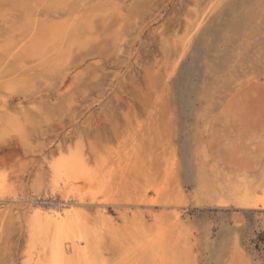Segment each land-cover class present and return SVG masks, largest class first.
<instances>
[{"label":"rangeland","instance_id":"rangeland-1","mask_svg":"<svg viewBox=\"0 0 264 264\" xmlns=\"http://www.w3.org/2000/svg\"><path fill=\"white\" fill-rule=\"evenodd\" d=\"M72 152L111 264H264V0H0V264Z\"/></svg>","mask_w":264,"mask_h":264},{"label":"bare ground","instance_id":"bare-ground-1","mask_svg":"<svg viewBox=\"0 0 264 264\" xmlns=\"http://www.w3.org/2000/svg\"><path fill=\"white\" fill-rule=\"evenodd\" d=\"M57 39V38H56ZM62 39V38H61ZM58 40V39H57ZM60 40V39H59ZM61 41V40H60ZM57 43V41H56ZM185 44V43H184ZM27 46V45H26ZM16 48V47H15ZM44 51H42L43 53ZM46 52V51H45ZM41 53V52H40ZM41 55V54H40ZM178 60V59H177ZM176 64V63H175ZM176 68V67H174ZM175 70V69H173ZM7 101V99H6ZM5 101V102H6ZM4 102V101H3ZM6 104V103H4ZM6 107V106H5ZM5 107H3L5 109ZM153 121V120H152ZM132 127V126H131ZM149 128V127H148ZM152 132V131H151ZM146 133V132H145ZM128 135V134H127ZM154 137V136H153ZM139 138V137H138ZM125 143V142H124ZM148 143V142H147ZM134 144V143H133ZM148 146V145H147ZM80 147V146H79ZM78 147V148H79ZM83 149V148H82ZM140 149V148H139ZM77 151V149H75ZM74 150V151H75ZM111 150V149H110ZM73 151V149H72ZM84 151V149H83ZM134 151V150H133ZM71 152V151H70ZM86 153V152H85ZM129 153V152H128ZM110 154V153H109ZM67 155V154H66ZM86 156V154H84ZM124 155V154H123ZM145 155V154H144ZM88 158V154L86 156ZM124 157V156H123ZM136 157V156H135ZM83 157L82 154L76 152L71 153V155L63 156L58 158L52 166V190H57L61 193V201L56 206L49 207H40L32 203L30 206L31 213L29 218V226L31 229V245L28 252V257L24 264H111L106 257L105 252L99 247V243L102 236L101 228L107 224L106 218L99 214L96 217L92 218L88 216V211H84L81 207L76 206L78 203H82L85 197L83 196V191L87 187L96 186L95 189L101 187L107 188L110 186V178L105 171V176L100 169H94L90 162L89 158ZM111 158V157H110ZM113 158V157H112ZM134 158V157H133ZM114 159V158H113ZM167 159V158H166ZM171 159V158H170ZM127 161V160H126ZM125 161V162H126ZM136 161V160H135ZM172 161V160H171ZM115 162V161H114ZM121 162V161H120ZM175 162V161H174ZM172 161V163H174ZM137 165V164H136ZM169 165H171L169 163ZM96 166V165H95ZM100 167V166H99ZM97 168V167H96ZM104 169L103 167H101ZM127 169V168H126ZM100 170V172H99ZM169 170V169H168ZM107 171V170H106ZM163 172V171H162ZM111 173V172H110ZM166 173V172H165ZM103 174V175H101ZM129 174V173H128ZM135 174V173H133ZM111 176V175H110ZM161 176V175H160ZM112 177V176H111ZM158 177V176H157ZM144 178V177H142ZM4 179V178H3ZM41 180V179H40ZM38 182H41V181ZM163 180V179H162ZM149 181V180H148ZM151 181V180H150ZM149 181V182H150ZM158 181V180H157ZM5 182V181H4ZM3 182V183H4ZM37 182V181H36ZM111 182V181H110ZM175 182V181H174ZM42 183V182H41ZM41 183L39 184L41 187ZM2 184V182H1ZM0 184V185H1ZM100 184V185H99ZM245 184V183H244ZM140 185V184H139ZM144 185V184H143ZM150 185V184H149ZM148 185V186H149ZM243 185V184H242ZM99 186V187H97ZM236 186V185H235ZM241 186V185H240ZM131 187V186H130ZM237 187V186H236ZM239 187V186H238ZM237 187V188H238ZM132 188V187H131ZM155 188V187H153ZM242 188V187H241ZM239 189V188H238ZM247 189V188H246ZM3 193L0 194L1 197H5L6 189L5 186L2 187ZM41 190V189H39ZM89 190V189H88ZM104 190V189H103ZM102 190V191H103ZM242 190V189H241ZM240 190V191H241ZM94 191V190H93ZM92 191V192H93ZM263 191V190H262ZM39 192V191H38ZM147 192V191H145ZM155 192V191H154ZM157 192V191H156ZM244 192V191H243ZM247 192L250 193L247 189ZM247 192L245 194H247ZM264 192V191H263ZM243 193V194H244ZM256 193V192H255ZM10 194V193H9ZM144 194V192H143ZM147 194V193H146ZM145 194V195H146ZM15 195V194H14ZM144 195V197H145ZM165 195V194H164ZM242 195V192H241ZM249 195V194H247ZM251 195V193H250ZM255 195V194H254ZM12 196V193H11ZM17 196V195H16ZM28 196V195H27ZM239 196V195H238ZM237 196V197H238ZM253 196V195H251ZM9 197V196H8ZM19 197V196H18ZM21 197V196H20ZM26 197V196H25ZM94 197V196H93ZM147 197V196H146ZM163 197V196H162ZM10 198V197H9ZM14 198V196H13ZM29 198H31L29 196ZM239 198V197H238ZM255 198V197H254ZM3 199V198H0ZM11 199V198H10ZM19 198H17L18 200ZM28 199V198H27ZM91 199V198H90ZM147 199V198H146ZM3 200H8L3 199ZM21 200L24 201L23 198ZM31 200V199H30ZM97 200V199H96ZM259 200H262V207H264V196L261 199H250L246 198L244 203L248 206L259 205ZM20 201V200H19ZM37 201V200H36ZM41 201V200H40ZM95 201V200H94ZM99 201V200H98ZM8 202V201H7ZM35 202V200H34ZM39 202V201H38ZM48 202V201H47ZM54 202V201H52ZM51 202V203H52ZM153 202V201H152ZM239 202V201H238ZM18 203V202H15ZM20 203V202H19ZM45 203V202H44ZM55 203V202H54ZM93 202H91L92 204ZM98 203V202H97ZM96 203V204H97ZM28 204V203H27ZM30 204V203H29ZM38 204V203H37ZM24 205V204H23ZM90 205V204H88ZM242 205V204H241ZM27 206V205H26ZM46 206V205H45ZM14 207V206H13ZM12 207V208H13ZM29 207V206H28ZM16 208V207H15ZM90 208V207H89ZM29 209V208H28ZM27 210V209H26ZM88 210V209H87ZM91 210V209H90ZM29 211V210H28ZM92 211V210H91ZM104 213V212H103ZM130 213V212H129ZM135 213V212H134ZM152 213V212H151ZM154 213V212H153ZM181 213V212H180ZM127 214V213H126ZM138 214V213H137ZM183 214V213H182ZM91 215V214H90ZM93 215V214H92ZM106 215V214H105ZM108 215V214H107ZM135 215V214H134ZM141 215V214H140ZM148 215V214H147ZM158 213L156 214V216ZM184 215V214H183ZM28 216V215H27ZM132 216V215H131ZM135 215L137 220H140ZM150 216V215H149ZM154 216V214L152 215ZM174 216V215H173ZM185 216V215H184ZM140 217V216H139ZM146 221V217L141 216ZM160 217V215H159ZM158 216L155 218H159ZM175 217V216H174ZM130 218V217H129ZM176 218V217H175ZM161 218L158 220L160 221ZM174 219V218H173ZM126 222V221H125ZM131 222V221H130ZM143 222V220H142ZM147 222V221H146ZM153 222V221H152ZM155 224L157 223L154 221ZM178 222V221H177ZM180 222V221H179ZM142 224V223H141ZM144 224V222H143ZM159 223H157L158 225ZM180 224V223H179ZM178 224V225H179ZM168 225V224H167ZM166 225V226H167ZM176 225V227L178 226ZM183 225V224H181ZM185 225V224H184ZM115 226V225H113ZM145 226V224L143 225ZM143 226L140 225L143 229ZM159 226V225H158ZM187 226V225H186ZM185 226V227H186ZM137 227V228H138ZM181 227V226H180ZM184 227V228H185ZM183 228V227H182ZM183 228V229H184ZM187 228V227H186ZM185 228V229H186ZM139 229V228H138ZM161 229L160 227L158 230ZM178 229V228H177ZM179 230V229H178ZM161 231H164V229ZM159 231V232H161ZM168 231V230H167ZM181 231V230H180ZM179 231V233H180ZM112 232V231H110ZM143 231H141L142 233ZM156 232V230H155ZM158 232V233H159ZM183 232V231H182ZM157 233V232H156ZM165 232L158 234V242L150 243L149 246L159 245V243L166 242ZM116 234V231H115ZM114 234V235H115ZM143 234V233H142ZM119 236V235H118ZM147 236V235H146ZM114 237V236H113ZM116 237V235H115ZM144 236H142L143 238ZM151 237V236H150ZM149 237V239H151ZM155 237V235L153 236ZM152 237V238H153ZM103 238V237H102ZM109 239V238H107ZM145 239V237L143 238ZM148 239V240H149ZM110 240V239H109ZM108 240V242H109ZM147 240V239H146ZM153 241V239H152ZM155 241H157L155 239ZM107 242V241H106ZM143 242V240L141 241ZM140 245L144 244L142 243ZM146 242V241H144ZM149 242V241H147ZM145 243L146 246L148 243ZM154 242V241H153ZM144 244V245H145ZM105 245V244H104ZM138 245V244H137ZM162 245V244H161ZM145 246V247H146ZM148 246V247H149ZM163 246V245H162ZM143 247V245H142ZM161 247V246H160ZM104 248V247H103ZM151 248V247H150ZM137 249H140L139 246ZM145 249V248H144ZM107 250V249H106ZM127 251H131V248L128 246ZM146 250V249H145ZM156 250V249H155ZM161 250V249H160ZM126 251V252H127ZM134 251V250H133ZM156 252V251H155ZM108 253V252H107ZM152 253V252H151ZM157 253V252H156ZM112 254V252H111ZM110 254V255H111ZM128 254V253H127ZM109 255V254H107ZM158 255V254H157ZM156 255V256H157ZM158 257V256H157ZM161 257V256H160ZM163 257V256H162ZM152 259V258H151ZM156 259V258H155ZM161 259V258H160ZM165 260V258L163 259ZM155 262V261H154ZM162 262V261H161ZM166 263V262H165ZM157 264V263H156ZM162 264V263H161Z\"/></svg>","mask_w":264,"mask_h":264}]
</instances>
